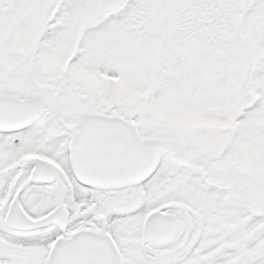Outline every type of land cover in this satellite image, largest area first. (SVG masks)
<instances>
[{"label": "snow or ice", "instance_id": "obj_1", "mask_svg": "<svg viewBox=\"0 0 264 264\" xmlns=\"http://www.w3.org/2000/svg\"><path fill=\"white\" fill-rule=\"evenodd\" d=\"M0 264H264V0H0Z\"/></svg>", "mask_w": 264, "mask_h": 264}]
</instances>
